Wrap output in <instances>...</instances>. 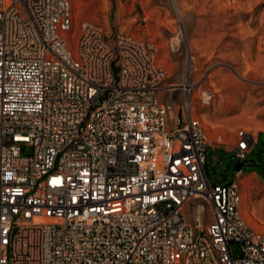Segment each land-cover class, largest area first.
I'll use <instances>...</instances> for the list:
<instances>
[{
    "label": "built area",
    "instance_id": "2783aa9c",
    "mask_svg": "<svg viewBox=\"0 0 264 264\" xmlns=\"http://www.w3.org/2000/svg\"><path fill=\"white\" fill-rule=\"evenodd\" d=\"M156 51L76 32L69 0H0V264H264L243 170L209 183L191 88L164 85ZM252 145L240 130L231 150Z\"/></svg>",
    "mask_w": 264,
    "mask_h": 264
},
{
    "label": "rangeland",
    "instance_id": "374dc122",
    "mask_svg": "<svg viewBox=\"0 0 264 264\" xmlns=\"http://www.w3.org/2000/svg\"><path fill=\"white\" fill-rule=\"evenodd\" d=\"M69 1L76 32L87 21L108 33L152 42L155 60L167 72L164 85L190 83L193 116L213 146L205 152L207 180L228 184L235 166L243 163L241 211L253 229L264 233V150L255 144L245 160L231 150L240 130L253 137V144L264 136V0ZM205 92L212 93L209 102L202 100ZM161 96L165 99L166 92ZM32 149L21 144L25 154ZM229 249L234 257L241 255L238 243H229Z\"/></svg>",
    "mask_w": 264,
    "mask_h": 264
},
{
    "label": "bare ground",
    "instance_id": "6f19581e",
    "mask_svg": "<svg viewBox=\"0 0 264 264\" xmlns=\"http://www.w3.org/2000/svg\"><path fill=\"white\" fill-rule=\"evenodd\" d=\"M188 58V57H187ZM187 61H188V59H187ZM189 63V62H188ZM186 78H189L190 77V73H189V71L187 70V73H186V76H185ZM190 84V83H189ZM185 85V86H183V88H185L186 90H189L190 88H191V86L190 85ZM191 98H193V96H191ZM192 101V100H191ZM193 105H191V111H192V113H193V107H192Z\"/></svg>",
    "mask_w": 264,
    "mask_h": 264
},
{
    "label": "trees",
    "instance_id": "16d2710c",
    "mask_svg": "<svg viewBox=\"0 0 264 264\" xmlns=\"http://www.w3.org/2000/svg\"><path fill=\"white\" fill-rule=\"evenodd\" d=\"M257 142L258 143H260L259 145H260V150L259 151H262V150H264V136H262V139L261 140H257Z\"/></svg>",
    "mask_w": 264,
    "mask_h": 264
},
{
    "label": "crops",
    "instance_id": "0c3cea01",
    "mask_svg": "<svg viewBox=\"0 0 264 264\" xmlns=\"http://www.w3.org/2000/svg\"><path fill=\"white\" fill-rule=\"evenodd\" d=\"M258 142H257V139H255V142H254V144L250 147V149H249V151H248V153L251 151V149L253 148V146L255 145V144H257ZM254 149V148H253ZM255 175H257L256 174V172H253Z\"/></svg>",
    "mask_w": 264,
    "mask_h": 264
},
{
    "label": "water",
    "instance_id": "95a60500",
    "mask_svg": "<svg viewBox=\"0 0 264 264\" xmlns=\"http://www.w3.org/2000/svg\"><path fill=\"white\" fill-rule=\"evenodd\" d=\"M242 164H243V163H239V164H237V165L235 166V169L238 170L239 168H241Z\"/></svg>",
    "mask_w": 264,
    "mask_h": 264
}]
</instances>
